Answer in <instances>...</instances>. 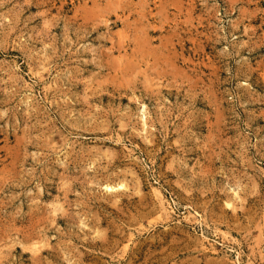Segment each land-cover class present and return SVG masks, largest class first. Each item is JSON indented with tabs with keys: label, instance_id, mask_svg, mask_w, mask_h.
Returning <instances> with one entry per match:
<instances>
[{
	"label": "rangeland",
	"instance_id": "1",
	"mask_svg": "<svg viewBox=\"0 0 264 264\" xmlns=\"http://www.w3.org/2000/svg\"><path fill=\"white\" fill-rule=\"evenodd\" d=\"M0 264H264V0H0Z\"/></svg>",
	"mask_w": 264,
	"mask_h": 264
},
{
	"label": "bare ground",
	"instance_id": "2",
	"mask_svg": "<svg viewBox=\"0 0 264 264\" xmlns=\"http://www.w3.org/2000/svg\"><path fill=\"white\" fill-rule=\"evenodd\" d=\"M121 187H122V185H121ZM108 188V187H107ZM120 188V187H119ZM112 189V187H109V190H111Z\"/></svg>",
	"mask_w": 264,
	"mask_h": 264
}]
</instances>
